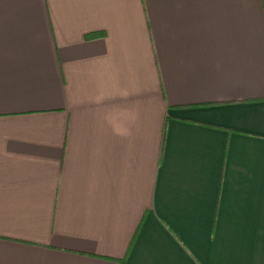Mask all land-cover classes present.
<instances>
[{"label": "crops", "instance_id": "0c3cea01", "mask_svg": "<svg viewBox=\"0 0 264 264\" xmlns=\"http://www.w3.org/2000/svg\"><path fill=\"white\" fill-rule=\"evenodd\" d=\"M0 264H264V0H0Z\"/></svg>", "mask_w": 264, "mask_h": 264}]
</instances>
